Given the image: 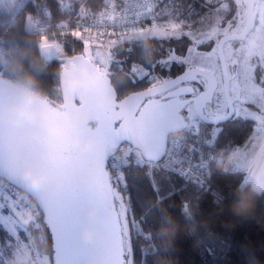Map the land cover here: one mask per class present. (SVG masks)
<instances>
[{
	"label": "snow or ice",
	"instance_id": "obj_1",
	"mask_svg": "<svg viewBox=\"0 0 264 264\" xmlns=\"http://www.w3.org/2000/svg\"><path fill=\"white\" fill-rule=\"evenodd\" d=\"M16 2L0 0V6L7 3L11 7ZM58 3L66 7L65 0ZM124 3L117 15L101 14L113 21L112 27L122 28L109 45L118 41L136 43L139 46L136 57L148 68L159 66L170 71L175 63L186 69L175 78L158 80L146 91L132 92L121 100L119 90L123 84L116 82L114 86L109 79L112 75L109 64L120 61L111 52H93L85 47L81 55L72 57L81 62V70L65 71L59 76L61 103L49 100L42 105L36 122L15 124L0 116V175L12 185L7 195L6 186L0 185V225L5 231L0 239V264H9L8 257L24 245L17 229H22L26 233L24 238L31 242L29 230L19 215L26 206L35 207L33 221H42L49 230L54 251L52 264H91L104 247L111 250L113 264H135L130 229L154 241L155 225L164 213L163 201L186 190L170 185L165 192L156 180L157 172H164L165 177L176 173L194 184L199 193L218 171L213 167L222 155L217 145L227 126L250 119L259 121L264 128V0H207V4L215 7L192 22L181 19L180 10L167 6L158 12L159 0H124ZM115 8L114 4L113 13ZM88 14L87 9H81L72 36L84 39L79 29ZM162 16L166 17L163 21ZM148 19L150 26L145 25ZM48 23L50 19L28 16L26 31L40 36L39 48L47 61L59 60L67 70L70 61L61 45L49 44L44 34V25ZM7 26L18 27L15 21ZM59 27L68 29L70 23L62 22ZM90 31L91 27L84 28V32ZM146 34L150 39L186 37L189 41L186 53L178 55L170 49L166 60L153 63L145 53ZM210 43L214 45L210 51L202 50V46ZM131 71L141 79L149 75L136 64ZM11 92L12 85L0 71V103ZM174 128H181L182 133L171 135ZM77 130L82 137H100L98 154L75 142ZM122 143L128 145L127 151L117 155ZM140 144L144 152L137 155ZM45 147L49 150L52 178L33 190L26 185L22 169L27 163H35ZM233 154L236 158L232 162H243L238 149ZM133 165L147 167L144 175L157 197L155 202L147 199V193L140 197L139 221L129 219L131 203L125 202L117 191V188L128 191L124 169L131 170ZM246 171H254L253 161ZM20 188L27 195H19ZM28 195L36 199L35 206ZM183 202L180 209L187 211V200ZM93 206L98 209L95 215L89 213ZM85 225L100 226L110 238L98 243L83 239ZM146 251L153 264H157L161 250L151 243Z\"/></svg>",
	"mask_w": 264,
	"mask_h": 264
},
{
	"label": "trees",
	"instance_id": "obj_2",
	"mask_svg": "<svg viewBox=\"0 0 264 264\" xmlns=\"http://www.w3.org/2000/svg\"><path fill=\"white\" fill-rule=\"evenodd\" d=\"M89 4L93 3L101 6L104 0H87ZM48 6L53 14L52 25L46 32L49 41H55L61 45L64 56L69 57L84 50V41L71 35V31L76 30V26L70 23L68 29L59 27L62 22H66V15L63 13L57 0H24L23 5L18 9L17 25L21 30L26 31V18L28 16H43L44 8ZM180 10V18L190 22L198 21L201 16L209 12L214 4H207V0H159L158 12L165 7ZM191 12V15L189 13ZM14 11L0 7V25H7L12 19ZM231 13L229 17H231ZM166 17H161L165 20ZM27 39L33 42L34 51L41 52L39 48L40 36L35 32H29ZM149 42L155 48L151 58H147L153 63L166 60L169 50H175L179 55L186 53V47L189 41L186 37L180 40L175 38H155ZM213 44L202 46L210 48ZM147 44L145 42V48ZM131 48V51L129 49ZM106 52L113 53L119 64H109V72L113 85L121 82L123 87L119 90V97L124 96L131 91H135L150 82L158 80L159 77L175 75L186 68L180 64H172L171 70L148 68L141 65L136 57L139 52V46L136 43L129 44L127 41H121L115 47H106ZM47 71L40 77V85L49 100L54 103L62 102V91L57 88L60 84L59 76L61 75L63 65L59 60L53 59L49 62ZM136 64L144 67L149 75L143 79L132 73V66ZM155 78V79H154ZM257 121L241 120L231 123L227 126L223 136L219 137V146L234 147L248 143L255 130ZM218 169L210 177V183L199 193L196 192L194 184L187 183L186 180L178 174L170 173L165 177L164 172H157L156 180L160 181L161 188L167 192L170 185L176 188L186 187L183 192L174 195L171 199L163 201L162 207L164 213L160 223L155 225L156 239L148 241L143 238V234L137 235L134 229H130L131 243L133 245V259L135 264H153L152 259L147 255V249L151 243H154L160 254L156 257L157 264H162L158 259L167 255L175 264H252L253 259L264 264V196L257 197L252 208L245 214H237L233 211L232 205L239 198L236 191L237 186L245 179V171L233 170L227 167V171L221 170L223 167L213 166ZM131 171V175H128ZM146 169L133 166L131 170L126 171V183L129 185L127 192L117 191L123 197L125 202H130L132 210L128 217H133L139 221L141 219L140 197L147 193V199L155 202L157 197L149 187L148 178L144 175ZM187 200L193 205H198V210L194 217L189 221L182 214L180 205L182 201ZM118 203V202H117ZM170 204L176 205L175 208L169 207ZM172 214L179 224L180 229L173 241V246L168 253L164 251L163 238L158 235V229L168 222V213ZM40 226L36 227L34 223L29 225L33 239L42 236L46 241V246H37L39 252L48 254L52 260L54 251L52 248V239L49 230L44 226L42 221H37ZM194 225L193 229L186 227L187 224ZM5 236V231H2ZM144 250V251H142Z\"/></svg>",
	"mask_w": 264,
	"mask_h": 264
},
{
	"label": "clouds",
	"instance_id": "obj_3",
	"mask_svg": "<svg viewBox=\"0 0 264 264\" xmlns=\"http://www.w3.org/2000/svg\"><path fill=\"white\" fill-rule=\"evenodd\" d=\"M28 31L19 27L10 29L7 25L0 26V48L3 54L0 55V71L6 80L12 85V92L8 98L0 103V116L11 120L15 124L36 122L39 119L41 106L49 101V97L44 93L40 85V77L44 74L49 63L42 52L34 51L33 42L27 39ZM147 44L145 51L151 58L152 45L150 38L145 35ZM182 133L181 128L171 130V135L177 136ZM74 140L86 151L98 154L101 150V139L98 135L82 137L77 130L74 132ZM144 152L143 144L137 148V155ZM233 153L227 158V163L231 164L235 159ZM254 171L248 173L245 179L237 186L236 191L239 198L233 203L232 209L237 214H245L250 211L257 197L264 196V144H261L252 156ZM223 160H218L217 166L223 164ZM221 170L227 171V167ZM22 175L26 185L37 190L46 184L52 173L49 167V150L45 147L40 150L39 157L35 163H27L22 169ZM6 178V177H4ZM184 202L182 201V204ZM188 203L187 211L181 208L186 220H191L198 210V205ZM95 206L89 208V213L95 215ZM20 219L26 225L35 218V209L31 206L24 207L20 212ZM179 222L168 213V222L162 225L157 231L163 238L164 251L168 253L173 246L174 238L180 229ZM186 227L193 229L194 225L187 224ZM82 238L93 243H98L101 239H109V233L98 225H86L82 230ZM37 246H46V241L42 236L35 237L31 242L21 246L9 258V264H41V261L34 257L33 252ZM162 264H175L167 255L158 257ZM91 264H113L112 252L108 247H104L98 254L96 260ZM252 264H259L253 259Z\"/></svg>",
	"mask_w": 264,
	"mask_h": 264
},
{
	"label": "built area",
	"instance_id": "obj_4",
	"mask_svg": "<svg viewBox=\"0 0 264 264\" xmlns=\"http://www.w3.org/2000/svg\"><path fill=\"white\" fill-rule=\"evenodd\" d=\"M58 1V0H57ZM116 5L115 13H113V5ZM66 7H61L63 13L66 15V22L73 23L76 26V21L79 19L78 14L81 12V9H87L89 14L84 16L83 20H81V27L79 31L81 32L82 36L84 37L83 41H91V42H103L106 44H109L110 40H116L117 37L121 34L122 28L120 27H112L113 21L108 20L106 15L102 16V13H112L113 15H117L121 12V10L125 7L124 0H104L101 6H97L93 3L89 4L87 0H65ZM157 10V9H156ZM158 11V10H157ZM41 20H47L50 19V23L45 24V33L50 29L52 25V19L53 14L51 9L48 6H45L43 16L36 17ZM17 22V14L13 16V18L10 20ZM151 23V20H145V25L148 26ZM91 27L90 32H84V28ZM113 33H115L113 35ZM121 41H118L117 44H119ZM48 43H55L54 41H49ZM115 44V45H117ZM59 90H61L60 84L57 86ZM238 145L234 147H222L217 145L218 152L222 153V155L219 156V160H223L224 163L220 165V167H223L224 164L227 162V158L231 153L235 151ZM128 145L122 143L120 145V150L117 153V155H123L127 151ZM131 159V157H129ZM217 165V163L215 164ZM135 166V165H133ZM138 167V166H135ZM143 169H147V167H140ZM128 169H124L125 175L126 171ZM176 174V173H175ZM193 176H196L197 174L195 171L192 172ZM0 185L6 186L5 194H8L12 190V185L9 184V181L0 175ZM19 195H27L24 193V190L18 189ZM29 201L35 206L36 200L31 196L28 195ZM35 209V207H34Z\"/></svg>",
	"mask_w": 264,
	"mask_h": 264
},
{
	"label": "rangeland",
	"instance_id": "obj_5",
	"mask_svg": "<svg viewBox=\"0 0 264 264\" xmlns=\"http://www.w3.org/2000/svg\"><path fill=\"white\" fill-rule=\"evenodd\" d=\"M17 1L19 3L18 4L19 7L17 9H20L22 4H23V2H24V0H17ZM6 6L7 5L5 4V6H0V7L6 8V9L10 8V7H6ZM161 21H163V20H161ZM150 25H151V23L148 26H150ZM87 42L88 43L86 45L85 41H84V49H85V47H89L93 52H95L96 50H100L101 52L107 54V52H106V50H107L106 47L107 46L108 47H115V45L110 46L109 44H106V43H103V42H91V41H87ZM213 46L214 45H212L210 48H202V50L210 51ZM83 51H82V53H83ZM256 73H257V75H259V73H260V68L259 67L256 68ZM236 149H235V151H236ZM225 166H228L227 162L224 164L223 168ZM5 214H7L6 210H5ZM31 223H34V225H36L38 222L37 221H32ZM31 223L28 224V225H25V227L29 230L27 235H30V240L32 241L33 240V236L31 234V231H30V228H29V225H31ZM3 230H4V226L0 225V239L4 238V235L2 233ZM17 231L19 232V234H20V236L22 238V242L24 244L29 243V239L24 238L26 233L22 229H17ZM33 255H34L35 258H37V259H39L41 261V264H52L53 260H52L51 256L48 255V254H44V253L39 252V250H37L36 248H35V250L33 252ZM10 257H11V255L8 258H10Z\"/></svg>",
	"mask_w": 264,
	"mask_h": 264
},
{
	"label": "crops",
	"instance_id": "obj_6",
	"mask_svg": "<svg viewBox=\"0 0 264 264\" xmlns=\"http://www.w3.org/2000/svg\"><path fill=\"white\" fill-rule=\"evenodd\" d=\"M18 1L16 2L15 5H12L9 9L15 12L18 11ZM6 7H9V5L6 3ZM23 5V4H22ZM5 6V5H3ZM22 7V6H21ZM261 144H264V128L261 127L259 121H257L255 130L252 134V138L248 143L241 144L237 147L239 150V153L243 155L244 160L240 164H236L232 162L231 164H228V168L233 169V170H243L245 171V176L248 174L246 171V168L248 164L252 161V156L255 151L258 150L259 146ZM236 149V150H237ZM232 167V168H231ZM7 195V194H6Z\"/></svg>",
	"mask_w": 264,
	"mask_h": 264
},
{
	"label": "water",
	"instance_id": "obj_7",
	"mask_svg": "<svg viewBox=\"0 0 264 264\" xmlns=\"http://www.w3.org/2000/svg\"><path fill=\"white\" fill-rule=\"evenodd\" d=\"M50 44H53V43H50ZM82 53H78V54H75V55H72V56H69V57H65L68 61H70V64H69V68L67 70H65L64 68H62V73H64L65 71H67L68 73H77L81 70V62L80 61H76V60H72V57L74 56H79L81 55ZM183 73V72H182ZM181 73V74H182ZM110 79V77H109ZM111 80V79H110ZM151 88V87H150ZM147 89L149 88H146V89H143V90H139V91H136V92H143V91H146ZM124 99V98H123ZM2 176V175H1ZM4 177V176H3ZM7 179V178H6ZM8 180V179H7ZM22 189V188H20ZM23 190V189H22ZM33 197V196H32ZM34 198V197H33ZM35 199V198H34ZM36 200V199H35ZM86 226V225H85ZM110 236V234H109Z\"/></svg>",
	"mask_w": 264,
	"mask_h": 264
},
{
	"label": "flooded vegetation",
	"instance_id": "obj_8",
	"mask_svg": "<svg viewBox=\"0 0 264 264\" xmlns=\"http://www.w3.org/2000/svg\"><path fill=\"white\" fill-rule=\"evenodd\" d=\"M186 69V68H185ZM185 69H183L182 71H180L179 73H177V74H175V75H170V76H163V77H159V79L158 80H163V79H168V78H175L177 75H179V74H181ZM158 80H156V81H154L153 83H149L147 86H144V87H142V88H140V89H137V90H135V91H131L130 93H132V92H136V91H139V90H143V89H146V88H150V87H152L153 86V84H155ZM130 93H127V94H125L124 96H126V95H128V94H130ZM124 96H122V97H119L121 100L124 98ZM61 103V102H60ZM57 104H59V103H57Z\"/></svg>",
	"mask_w": 264,
	"mask_h": 264
}]
</instances>
